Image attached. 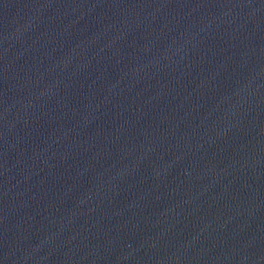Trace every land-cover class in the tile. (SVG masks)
Masks as SVG:
<instances>
[{"label": "water", "instance_id": "water-1", "mask_svg": "<svg viewBox=\"0 0 264 264\" xmlns=\"http://www.w3.org/2000/svg\"><path fill=\"white\" fill-rule=\"evenodd\" d=\"M0 264H264V0H0Z\"/></svg>", "mask_w": 264, "mask_h": 264}]
</instances>
